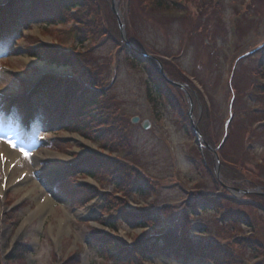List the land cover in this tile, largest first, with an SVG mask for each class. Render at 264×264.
Masks as SVG:
<instances>
[{
    "label": "rangeland",
    "instance_id": "rangeland-1",
    "mask_svg": "<svg viewBox=\"0 0 264 264\" xmlns=\"http://www.w3.org/2000/svg\"><path fill=\"white\" fill-rule=\"evenodd\" d=\"M72 1L84 8L64 12L53 4L14 24L7 15L14 0H0L8 2L0 7V89L7 95H0V141L17 152L9 184L24 180L0 200V264H264V0H159L155 10L114 0L127 41L159 62L168 102L148 88L155 71L148 76L125 59L112 0ZM86 30L92 33L82 39ZM42 74L86 76L96 106L69 116L70 108L64 113V103H50L40 90ZM137 174L146 193H124ZM90 193L98 200L72 205ZM126 209L157 217L147 215L148 227L136 229L118 221ZM23 222L26 234L17 238ZM165 232L200 245L197 259L134 253ZM104 237L124 248L105 255L97 245Z\"/></svg>",
    "mask_w": 264,
    "mask_h": 264
},
{
    "label": "trees",
    "instance_id": "trees-1",
    "mask_svg": "<svg viewBox=\"0 0 264 264\" xmlns=\"http://www.w3.org/2000/svg\"><path fill=\"white\" fill-rule=\"evenodd\" d=\"M25 1L30 2V4H31L29 10H25L26 8H25L24 4L22 3L23 2L22 0H14L12 8H10L9 12H7L8 17L11 20H13L14 24H16L17 22H20V21L22 23H24L26 16L30 17V16L34 15L35 13L38 14L40 11L45 12L46 7H50L53 4H59L60 5V6L57 5V7L55 6L53 8V10L56 8H58V9L61 8L64 12H69L70 10H73V9L80 10V9L84 8L79 3L74 4V2L72 0H25ZM140 2H141V4L144 5L145 8H147L149 10H152V9L155 10L156 4H157L158 8L160 7L159 0H140ZM170 5H173V4L171 3ZM41 7H42V10H41ZM79 17H82V15L79 14ZM76 33H77V35L79 34L78 32H76ZM91 33H92L91 30L84 31V34L82 35V39L88 38ZM123 44H125V43H123ZM131 44H133V43H131ZM133 46L135 47V45H133ZM124 49L126 51L125 53H127L125 59L128 62H130L133 66L139 67L142 70L149 72V73H147L148 76H152V75H150V69L151 68L155 71L154 77H155L156 81L154 82L153 78H150L148 80V88H149L150 92H154L155 96L160 95L162 88H161V85L159 83L160 82L166 83V82H165L164 78H162L161 75L159 74L158 68H156L157 67L156 63H153L154 65L152 64V66L148 67V66L142 64L141 62H139L135 58V55L125 45H124ZM258 61L261 64V68H262V65H264V56L260 57V59ZM66 62H67L66 59L59 60V58H56V59L53 58L50 61L51 64H55L56 66H64V67L69 65ZM63 83H64V81L60 78H47L44 81V83L42 84V86H40V88H41L40 90L45 89L46 93L49 96L47 99L50 100V103H52L56 100H59L62 96L63 102L65 104L64 113H67L68 108H70V110H71V113L69 114V116H72L74 113H79L81 109H87V108H92L93 106H96V103H97L96 99L98 97V94L95 91L88 88V85L93 86V83L89 78L81 75L79 78L69 80V81L65 82L64 84ZM62 90H63V92H62ZM160 96H162L163 101L168 102L167 98L165 97L166 95L164 96L163 94H161ZM104 117H105V114H103V116L97 117V119L101 118V120L99 121V122H101ZM187 117H188V115H187ZM86 124L89 125L88 122ZM103 125H105V127L107 126L106 124H103ZM107 127L105 128L106 130H108ZM83 130L85 131V130H87V128L83 127ZM191 130H192V128H191ZM101 142L102 141H100L99 143H101ZM115 146H116V144H114L112 142V147H115ZM89 163L94 164V165H100V162H98V160L95 158H91L89 160ZM229 163H231V162H229ZM231 164H233V163H231ZM113 174L115 177H117L116 171H114ZM116 179L118 180V183L120 185H123V182L118 177ZM131 182H132L131 189L129 188V189L123 190L124 193H131L132 190L136 191V193L140 196H143V194L146 193V189L144 186L145 182H142L140 180V178L138 177V174L135 176L134 180ZM216 183H218V182L216 181ZM218 184H220V183H218ZM87 193H89V192H87ZM97 198H98L97 194L90 193L88 198L85 199L83 202H81L79 204H72V205H74L75 207H78V206L84 207L86 204L89 203V201H92V200L97 199ZM192 205H194V204H190L188 206H192ZM190 212H191L190 209L185 211L186 217L190 216ZM118 215H119L118 221L120 223L130 225L129 223L133 222L134 223L133 225L136 229H144V228L148 227L144 223L146 220H148L147 218H144L147 215L157 217L150 211L129 212L127 209L123 210L122 212L119 211ZM232 215L233 214L231 213L229 216H232ZM235 218H237V217H235ZM238 218H240V217H238ZM103 224L106 225L110 230L114 231L117 229V226L114 224L113 220L107 219V220L103 221ZM167 234H168V232H165L164 234L160 233V235H155V236L150 235L149 237L154 242L151 244H148V246L145 249L143 247L139 248L140 252H138L137 249H134V253H137V255L139 257H145V255H143V253L148 254L151 251H156V252L149 253V254H157V253H161L160 251L163 250L165 253L167 251L170 252L173 256H179L180 255L186 259H191L190 257H194L195 259H197V257H195V256H198L200 254V252H199L200 251V248H199L200 245L191 246L189 243H187L188 242L187 240L183 241V239H185V238L181 235H180V237H178L177 235L174 234L175 236H177V239L173 235H172L171 239H168ZM99 242H100V244L98 243L97 245L99 247H101L103 249V251H105V255L110 256V257H113L121 249L124 248V246H120L117 248V246H119L117 244L118 242H114V241H112V239L107 238V237L102 238ZM142 250H144V251H142ZM165 253L162 255H165ZM121 258H124V255L121 254V255L115 257V261L119 262ZM210 263H212L211 260H210Z\"/></svg>",
    "mask_w": 264,
    "mask_h": 264
},
{
    "label": "bare ground",
    "instance_id": "bare-ground-1",
    "mask_svg": "<svg viewBox=\"0 0 264 264\" xmlns=\"http://www.w3.org/2000/svg\"><path fill=\"white\" fill-rule=\"evenodd\" d=\"M0 93L1 94H6L4 91H2L0 89ZM80 142H83L82 140H80ZM17 153V152H16ZM16 153L12 150V148H10L8 145L4 144V143H1L0 144V154L3 155V158L5 159V169H4V173H6V170L8 169V167L10 165H13L16 163V160H17V156H16ZM38 159V158H36ZM13 166L11 167V171L9 172V175H12L13 173ZM7 175H8V172H7ZM24 180H22L20 183H18L17 185L16 184H13V183H7L6 185V190L9 189V188H14V190H17L18 188H20V185L21 183H23ZM2 192L1 188H0V193ZM46 201H44L43 203H45ZM37 205L39 206L40 205V201L37 202ZM42 207H39V210L41 209ZM44 209V208H43ZM42 209V210H43ZM41 210V211H42ZM3 214V218L1 219V215ZM76 216H79V214H74ZM3 219H4V209H0V226H1V230L3 231L4 229V222H3ZM62 223H65V220L62 221ZM27 228V222H23L20 226V228L18 229L17 233H16V237H20V235H24L26 234L25 230Z\"/></svg>",
    "mask_w": 264,
    "mask_h": 264
},
{
    "label": "water",
    "instance_id": "water-1",
    "mask_svg": "<svg viewBox=\"0 0 264 264\" xmlns=\"http://www.w3.org/2000/svg\"><path fill=\"white\" fill-rule=\"evenodd\" d=\"M111 10L113 12V14L116 16L117 18V23H118V27H119V30L121 31V37L122 39L124 40L127 48L135 55L136 59L141 62V63H144L146 62L148 59H153V57L133 48L130 43L127 41V39L125 38V34H124V27H123V24L121 23L120 19L118 18L119 16V12L118 10L115 8V3H114V0H112V7H111ZM159 69H160V72H161V68H160V65H159ZM168 82V81H167ZM178 88H183L182 86L178 85V84H172ZM137 122V119H133L132 120V123H136ZM191 125L193 127V130H194V133L196 134V137H197V142H200V136L198 134V131L196 129V127L193 125L192 121H191ZM143 128L144 129H147L148 128V125L147 124H144L143 125ZM202 142V141H201ZM216 162L218 163V161L216 160ZM215 174H216V177L218 178L219 177V171H218V166L215 167ZM234 192H240L239 190H233Z\"/></svg>",
    "mask_w": 264,
    "mask_h": 264
}]
</instances>
